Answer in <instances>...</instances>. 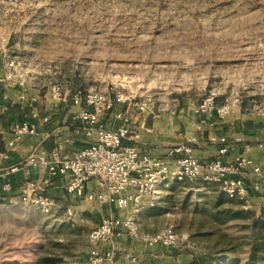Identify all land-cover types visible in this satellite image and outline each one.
Segmentation results:
<instances>
[{
  "label": "rangeland",
  "instance_id": "1",
  "mask_svg": "<svg viewBox=\"0 0 264 264\" xmlns=\"http://www.w3.org/2000/svg\"><path fill=\"white\" fill-rule=\"evenodd\" d=\"M0 47L41 94L128 96L147 104L135 112L149 121L210 93L239 114H264V0H0ZM261 204L245 208L212 183L162 186L137 231L173 228L176 244L151 251L136 238L125 249L124 239L112 262L264 264ZM76 209L0 201V264H92L90 251L106 242L88 234L105 213Z\"/></svg>",
  "mask_w": 264,
  "mask_h": 264
},
{
  "label": "built area",
  "instance_id": "2",
  "mask_svg": "<svg viewBox=\"0 0 264 264\" xmlns=\"http://www.w3.org/2000/svg\"><path fill=\"white\" fill-rule=\"evenodd\" d=\"M25 81L26 71L14 59H7L1 84L8 86L17 83L22 87ZM54 90L53 94L61 99L63 96L56 94ZM68 99L78 107L74 114L78 130L91 139L70 158H60L54 154L46 164L47 173L49 176L69 175L64 189L72 198L95 202L101 207L106 204L124 212L122 217L100 218L97 226L88 234L92 244L109 242L120 232H126L132 238L142 239L149 247L174 246L178 238L173 228H164L152 234H139L137 231L138 214L144 208L154 205L162 186L183 181L212 183L219 186L227 198L241 202L245 208H251L254 202L251 191L257 192L264 185V165H256L242 154L227 160L224 158L225 146H221L217 157L208 162L187 154L188 146L170 150L173 153L182 149L186 152L183 156L175 159L161 158L140 150L129 141L127 118H124L121 126L112 130L105 128L99 121L102 115L119 103H127L144 111L147 107L145 102L131 101L128 96L118 94L110 99L100 92L84 93L83 90H76ZM231 111L228 103L218 102L214 94H208L195 108L200 116L198 128L212 119H225ZM11 131L15 138H20L35 134L36 126L24 121L13 124ZM216 141L222 145L225 140L218 138ZM65 142L71 143L72 138H66ZM11 145L12 142H9L8 146ZM1 156L6 157L7 153L4 151ZM32 163L33 158H30L27 162L10 166L9 171H16ZM248 177L251 180L250 186L245 183ZM91 180L94 181L95 189L86 191V184ZM24 189L22 202L45 214L53 211L55 202L51 197L44 193L33 194L35 190L31 183ZM258 210L264 219V204ZM65 213L73 216L70 208H66ZM110 257V251L99 253L97 248L92 249L89 254L92 264H99Z\"/></svg>",
  "mask_w": 264,
  "mask_h": 264
},
{
  "label": "crops",
  "instance_id": "3",
  "mask_svg": "<svg viewBox=\"0 0 264 264\" xmlns=\"http://www.w3.org/2000/svg\"><path fill=\"white\" fill-rule=\"evenodd\" d=\"M5 52V49L0 51V79L5 73ZM39 87L42 86L38 83L32 85L27 79L22 87L17 83L4 86L0 82V140L7 153L6 157H2L4 151L0 152V201L12 206H31L21 201L24 188L31 183L35 190L33 194L44 193L54 200L53 210L65 207L75 212L78 207L85 212V209L103 208L105 215H100L99 218L122 217L123 211H117L109 205L101 207L91 202L95 206L93 207L89 205L90 202L72 198L64 189L69 175H48L46 164L54 154L60 158H70L91 138H87L78 130V123L74 119L77 106L72 105L65 95L60 99L50 90L41 94ZM136 109L138 108L127 103H119L102 115L99 121L105 128L112 130L121 126L124 118H127L129 141L140 150L157 157L178 158L186 152L181 149L170 153V150L178 146H188L187 154L202 162H208L217 157L221 146H225L224 158L227 160L242 154L256 165H264V114L248 116L231 111L225 119L215 118L198 128L200 116L194 107L177 115H160L151 121L136 113ZM24 121L36 126L35 134L15 138L11 131L13 124ZM66 138H72V142H65ZM218 138L225 140L222 145L216 141ZM9 142H12L11 146H8ZM30 158H33L32 164L13 172L9 171L10 166L27 162ZM249 179H245L247 186H250ZM94 189V181L91 180L86 184V191ZM251 197L254 202L264 200V185L260 186L257 192L251 191ZM147 208L149 207L144 209ZM112 210L116 211V215H106ZM124 233L126 234L119 233L111 241L104 243L106 247L101 250L110 251L111 257L99 264H113L114 250L119 249V244L124 239L126 243L128 239L130 243L139 242L128 234L123 235ZM140 240L144 244V241ZM127 245L125 249H130V244ZM150 248L153 251L157 246Z\"/></svg>",
  "mask_w": 264,
  "mask_h": 264
},
{
  "label": "trees",
  "instance_id": "4",
  "mask_svg": "<svg viewBox=\"0 0 264 264\" xmlns=\"http://www.w3.org/2000/svg\"><path fill=\"white\" fill-rule=\"evenodd\" d=\"M1 138V136H0ZM4 151V145L2 144V141L0 140V152H3Z\"/></svg>",
  "mask_w": 264,
  "mask_h": 264
}]
</instances>
